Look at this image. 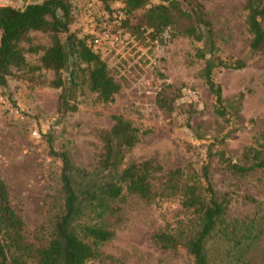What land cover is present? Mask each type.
Instances as JSON below:
<instances>
[{"label":"rangeland","instance_id":"rangeland-1","mask_svg":"<svg viewBox=\"0 0 264 264\" xmlns=\"http://www.w3.org/2000/svg\"><path fill=\"white\" fill-rule=\"evenodd\" d=\"M39 1L0 0V4L25 7ZM202 1L219 35L220 54L235 59L247 57L252 40L246 25L247 0ZM72 3L70 30L89 36L88 42L107 62L121 90L109 103L87 91L78 96L75 111L60 117L57 107L61 89L50 85L53 71L16 72L7 86H1L8 108L0 113V176L9 187L13 205L24 216L29 237L43 235L42 229L49 226L60 186L61 163L50 155L46 133L54 136L58 149L69 151L77 166L92 168L102 151V133L111 128L114 115H123L142 132L140 142L127 151L125 163L155 158L164 168L155 182L159 188L170 169L192 165L199 170L208 161L211 143L223 141L213 150H224L237 160L264 130V48L243 69L216 70L215 78L223 87L228 105L244 94L241 105L234 106L223 119L215 112V99L203 76L206 59L196 55L202 42L173 28L163 39L152 37L149 31L132 34L122 25L123 16L118 17L122 6L118 0L111 2L112 12L100 0ZM143 13L137 12L133 22ZM51 42V33L32 31L29 41L21 44L49 46ZM27 58L37 64L39 54L29 52ZM168 85L178 95V108L172 114L164 112L159 104L162 93L173 99L174 93L165 89ZM225 178L215 165L216 187L233 192L227 217L252 216L255 206L244 195L264 200V184L244 179L235 188ZM176 204L168 199L157 206L125 194L124 200L116 203L118 212L108 218L116 234L101 247L109 257L106 263L194 264L184 249L167 250L154 240V235L172 220ZM262 242L258 254L264 253V234Z\"/></svg>","mask_w":264,"mask_h":264},{"label":"trees","instance_id":"trees-1","mask_svg":"<svg viewBox=\"0 0 264 264\" xmlns=\"http://www.w3.org/2000/svg\"><path fill=\"white\" fill-rule=\"evenodd\" d=\"M112 12L111 2L100 0ZM122 3L119 16L132 34L146 31L154 38L173 28L202 42L196 55L205 58L203 76L214 99L215 112L226 119L238 101L224 98L222 85L216 80L217 69H243L249 60L264 48V0H247V31L252 37L248 56L235 59L220 54L219 35L202 0H118ZM144 10L142 18L133 17ZM74 5L72 0H42L25 7H0V88L16 72L51 70L52 87L61 89L57 113L60 117L77 109L79 95L97 93L99 101L113 102L121 84L111 75L107 62L89 36L70 30ZM32 31L52 34L49 46L29 44ZM39 54L32 64L27 53ZM174 93L173 99L160 94L159 104L172 114L178 95L172 85L165 87ZM191 114V113H190ZM111 128L102 137V151L92 167L77 166L69 153L55 146L54 136L44 134L48 151L61 163L60 186L55 200L56 210L43 235L29 237L26 221L13 205L7 183L0 176V264H107L109 257L101 247L115 237L108 222L119 208L117 201L125 194L136 195L145 203L163 205L175 201L172 220L154 235L158 245L167 250L184 249L194 264H264L263 244L264 200L245 194L255 206L252 216L229 219L227 212L233 202V192L219 191L213 179L217 165L226 182L238 188L239 181L251 179L264 184V130L254 144L244 148L239 159L227 156L224 150H213L223 141L208 147V161L201 168L192 165L170 169L159 188L158 174L164 171L155 158L125 163L126 153L141 140L142 132L123 115H114ZM262 140V141H261ZM235 192V191H234Z\"/></svg>","mask_w":264,"mask_h":264},{"label":"built area","instance_id":"built-area-1","mask_svg":"<svg viewBox=\"0 0 264 264\" xmlns=\"http://www.w3.org/2000/svg\"><path fill=\"white\" fill-rule=\"evenodd\" d=\"M3 6L0 4V7ZM91 6V4H90ZM98 42V40H96ZM8 108V102H7V97H5V95H3L2 93H0V113L2 111L7 110Z\"/></svg>","mask_w":264,"mask_h":264}]
</instances>
